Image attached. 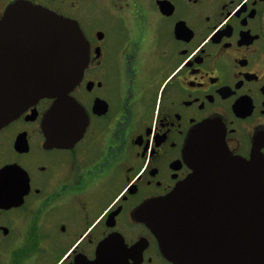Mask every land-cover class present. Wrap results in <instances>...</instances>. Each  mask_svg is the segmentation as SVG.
<instances>
[{"label":"flooded vegetation","instance_id":"1","mask_svg":"<svg viewBox=\"0 0 264 264\" xmlns=\"http://www.w3.org/2000/svg\"><path fill=\"white\" fill-rule=\"evenodd\" d=\"M75 22L87 118L49 145L39 100L0 128V264H171L136 214L190 174L183 147L216 122L229 152L264 159V0H0Z\"/></svg>","mask_w":264,"mask_h":264},{"label":"water","instance_id":"2","mask_svg":"<svg viewBox=\"0 0 264 264\" xmlns=\"http://www.w3.org/2000/svg\"><path fill=\"white\" fill-rule=\"evenodd\" d=\"M78 25L25 3L0 19V128L39 100L46 143L74 146L87 118L70 94L88 65ZM190 174L136 214L171 264H264V159L233 156L216 122L196 127L183 147Z\"/></svg>","mask_w":264,"mask_h":264}]
</instances>
